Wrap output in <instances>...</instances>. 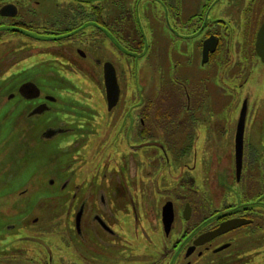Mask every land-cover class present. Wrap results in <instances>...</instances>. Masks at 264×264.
Returning <instances> with one entry per match:
<instances>
[{"label":"flooded vegetation","instance_id":"1","mask_svg":"<svg viewBox=\"0 0 264 264\" xmlns=\"http://www.w3.org/2000/svg\"><path fill=\"white\" fill-rule=\"evenodd\" d=\"M257 2L248 0L242 11L243 21L248 25V29L242 33L244 38L251 34L255 37L264 20V0L259 6ZM118 4L114 5L113 0H0V61H7L5 67L12 69V74L17 69L20 71L16 74L39 71V76L47 81L64 83L62 77H66L76 84L78 71L85 70L84 61L91 63L101 70L105 111L114 114L121 123L120 126L113 125L117 128L113 138L115 142L101 152L92 168H85V164L90 158L91 138L96 133L100 113L76 112L75 116L67 115L58 126L47 125L39 131L45 142L60 134H70L68 139L76 138L75 142L70 139L62 142L58 148L66 169V179L61 182L79 184L85 180L98 183L97 188L88 186L83 194L82 188L76 186L72 197L70 192H60L65 195L62 198H70L73 206L72 235L77 243L85 247L89 246L86 237L94 236L98 248L103 250L117 249L122 235H131L133 231L144 242L151 243L150 231L156 229L165 252L175 250L181 244L178 264H196L206 257L209 258L208 264H233L235 259H247L251 264L257 254L256 247L264 244V238L255 240L254 237L258 231H264V155L258 152L254 143L246 140L245 128L242 143L236 144L242 104L246 101V123L248 100L242 101L239 107L230 152L225 159L227 173L225 180L219 183L214 175V167L204 169L198 164L200 148L195 144L198 138L196 131L204 118L198 115L194 117L193 110L200 109L202 101L207 103V85L188 88L185 80L174 73L173 88L161 80L157 88L154 85L136 98L131 95L128 102L137 100L127 110L126 98L129 97H123V93L128 87L124 82H119L114 63L95 60L92 56L90 50L98 38L107 42L111 51L129 50L119 53L123 58H134L128 53L138 55L143 48V35L135 27L130 32L127 23L120 24L128 17V12L123 14V9L116 6ZM205 8L202 7L195 15L191 11L180 15L177 8L171 9L173 15L183 18L185 28L192 34L200 32V37L194 43L196 54H193L195 64L202 69L214 65L223 53L224 40L227 39L224 36L226 32L222 31L227 27L225 22L211 21ZM249 8L252 14H256V19L249 16ZM205 18L208 21L206 24ZM255 27L256 31L250 32ZM209 39L216 45L212 52H208V59L203 63L205 42ZM227 43L228 49L234 45L230 38ZM7 45L11 47L5 52ZM186 61L190 62L188 59ZM105 64L110 65L118 86V96L110 108L104 84ZM111 69L108 70L109 74L113 73ZM37 81L31 76L25 77L17 87L13 85L11 97L7 98L20 99L15 104L24 103L25 106L19 115L14 116V128L22 127L21 132L13 133L15 142L18 141L17 149L21 151L32 150L28 138L29 125L34 118L50 113L57 104L63 103L53 89L44 90ZM110 83L107 82L108 87ZM137 84L145 87L138 76ZM24 86H31L33 92L26 90V87L21 91ZM171 90L175 98L164 92ZM153 94L155 98H151ZM121 100L124 102V112L118 113ZM109 126L113 128L111 124ZM156 164L162 165V168L157 169ZM202 171L203 177L197 178ZM159 175L163 180L158 181ZM195 178H209V188L202 190ZM79 213L77 224L75 219ZM116 215L132 224L133 229L122 230ZM24 237L17 240L31 241ZM248 237H252L253 241L246 242ZM221 253L224 254L220 260L211 258ZM235 253L240 255L236 256ZM42 260L45 261L40 262ZM52 263L53 256L48 255L38 261V264ZM62 263L80 264L75 256L67 254L57 258V264ZM99 264L107 263L100 260Z\"/></svg>","mask_w":264,"mask_h":264},{"label":"rangeland","instance_id":"2","mask_svg":"<svg viewBox=\"0 0 264 264\" xmlns=\"http://www.w3.org/2000/svg\"><path fill=\"white\" fill-rule=\"evenodd\" d=\"M247 2L248 0H113L114 5L119 3L116 6L123 9V14L128 12V17L120 24L127 23L131 28L130 32H133L135 27L137 32L143 35V48L138 51V55L128 53L134 58H123L119 53L130 52L129 50L111 51L108 43L98 38L90 50L95 60L114 63L119 82H124L128 87L123 93V97H129L126 98L127 110L137 100L128 102L131 95L134 98L141 96L154 85L156 88L160 86L161 80H164L169 88H173L174 73L185 80L188 88L207 85V103L202 101V107L193 110L194 117L198 115L204 118L199 124L200 129L196 131L198 138L195 144L200 148L198 164L204 169L214 167V175L219 183L225 180L228 169L225 159L231 148L233 125L239 116V107L245 99L248 100L246 140L254 143L258 152L264 155V63L255 56V37L251 34L244 38L242 34L248 29L242 17ZM260 2L261 0H258L256 5L259 6ZM204 6L211 21L220 20L227 25L222 28L227 38L224 40L223 53L214 65L207 69L195 64L193 54H196L194 43L200 37V32L192 34L185 28L183 18L173 15L171 10L177 8L180 15L188 11L195 15ZM44 11H47L46 8ZM248 12L251 19H256V14H252L251 8ZM204 21L206 24L207 18ZM220 24L222 25V22ZM256 29L257 27L250 32H255ZM228 38L234 44L229 49ZM243 38L249 46L247 61L243 58L244 46L242 49L240 47ZM10 47L7 45L4 51H8ZM187 59L191 63L187 62ZM6 62L0 61V264H38V261L46 256L43 245L52 250L54 264H57L58 257L65 254L75 256L80 264H99L100 260L107 264H178L181 244L175 250L165 252L156 229L150 231L153 241L151 243L144 242L134 231L131 235L123 234L122 241L117 242V249L100 250L94 236L86 237L89 246L85 247L77 243L72 235L73 206L70 204V198H62L65 195L60 192H70L72 197L76 186L82 188L80 192L83 194L88 186L97 188L98 183L85 180L79 184L71 181L61 182L66 179V169L58 148L62 142L69 139L75 142L76 138L68 139L70 134H60L45 142L39 131L47 125L58 126L67 115L75 116L76 112L93 111L98 115L100 113L96 133L91 138L90 158L86 161L85 168L95 165L101 152H105L104 149L115 142L113 138L117 128L113 125H121L114 114L105 111L100 68L84 61L85 70L78 71L76 84L66 77H62L64 83H57L41 78L39 71L16 74L20 71L17 69L13 70L15 73L12 74V69L5 67ZM26 73L36 78L42 89H53L59 100L63 101L50 113L34 118L33 123L29 125L28 142L32 144L31 151L17 149L18 141L15 142L13 136L14 132L22 131V127L14 128V116L19 115V111L25 108L24 103L15 104L20 101L17 98L7 100L12 87H17L25 77L30 78ZM137 76L142 78L145 87L137 84ZM164 92L171 95V98L174 97L172 90ZM155 96L153 94L151 98ZM75 101L82 104H76ZM118 107V113L124 112L123 100ZM156 166L157 169L162 168V165ZM203 175L204 171L197 175V178H202ZM157 179L161 181L163 177L159 175ZM195 182H198L202 190L209 188V178H195ZM116 219L123 227L122 230L133 229L132 224L125 222L123 217L116 215ZM23 236L41 241L43 247L31 241L17 240ZM254 237L255 240L263 239L264 231H258ZM11 240L13 242L9 243ZM250 240L252 237L246 238V242ZM256 248L257 254L251 264H264V244ZM223 254L211 258L220 260ZM208 259L202 258L196 264H208ZM237 263L248 264V260L235 259L233 264Z\"/></svg>","mask_w":264,"mask_h":264},{"label":"water","instance_id":"3","mask_svg":"<svg viewBox=\"0 0 264 264\" xmlns=\"http://www.w3.org/2000/svg\"><path fill=\"white\" fill-rule=\"evenodd\" d=\"M205 43L206 44H205V47H204L203 60H202L203 63H205L207 61V59H208V52L209 51L212 52L214 50V48H215V45H216L215 43H213L211 41V39H209ZM254 49H255L256 55L259 57L261 62L264 63V20H263L261 26L259 27V29L257 31ZM110 69H111L110 65H108V64L104 65V79H105V85H106L107 99L109 101V108L115 103L116 98L118 96V86H117V84L115 82L114 72L111 69V71L113 73L109 74L108 70H110ZM108 81L112 82V83H110L109 87L107 85ZM32 86L34 88H36L37 91L39 90L36 85H32ZM25 87L26 86L22 87L21 91ZM109 88H110V90H109ZM26 90H28L30 92H33V89L31 88V86H27ZM245 117H246V101H244L243 106L241 108L240 118H239L237 132H236V138L235 139H236V144H238V145L240 143H242V141H243ZM236 148H237V152H238L240 147L238 146ZM80 213L76 217V223L77 224H78V222L80 220L79 219ZM166 231H167V228H166ZM33 241L41 242V241L36 240V239H33Z\"/></svg>","mask_w":264,"mask_h":264},{"label":"trees","instance_id":"4","mask_svg":"<svg viewBox=\"0 0 264 264\" xmlns=\"http://www.w3.org/2000/svg\"><path fill=\"white\" fill-rule=\"evenodd\" d=\"M246 42H247V40L245 39L244 40V48H243V58L245 61H247L249 59V54H248L249 46Z\"/></svg>","mask_w":264,"mask_h":264}]
</instances>
